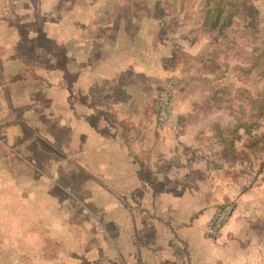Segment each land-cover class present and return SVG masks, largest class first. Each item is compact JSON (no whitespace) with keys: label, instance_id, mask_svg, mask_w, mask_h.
Here are the masks:
<instances>
[{"label":"crops","instance_id":"0c3cea01","mask_svg":"<svg viewBox=\"0 0 264 264\" xmlns=\"http://www.w3.org/2000/svg\"><path fill=\"white\" fill-rule=\"evenodd\" d=\"M121 10L0 0V264H251L231 249V222L205 237L215 206L244 195L208 130L183 121L189 97L179 89L169 124L155 123L157 87L188 74L184 25Z\"/></svg>","mask_w":264,"mask_h":264},{"label":"rangeland","instance_id":"374dc122","mask_svg":"<svg viewBox=\"0 0 264 264\" xmlns=\"http://www.w3.org/2000/svg\"><path fill=\"white\" fill-rule=\"evenodd\" d=\"M108 2L112 11L130 13L132 9L142 14L141 9L169 17L166 21H171V29H177V22L184 25L186 46L176 54L188 74L183 79H164L176 80L172 112L180 89L190 101L183 121L208 130L205 139L214 148V157L228 165L222 169L224 175L242 184V199L236 196L215 206L229 202L233 207L224 224L234 225L230 237L236 242L231 249L244 262L264 264V0H129L121 8L113 6L119 0ZM77 215L96 232L79 209ZM7 252L15 254L10 249ZM54 253L55 247L47 254ZM59 253L71 259L67 248ZM216 264H225L222 255Z\"/></svg>","mask_w":264,"mask_h":264},{"label":"built area","instance_id":"2783aa9c","mask_svg":"<svg viewBox=\"0 0 264 264\" xmlns=\"http://www.w3.org/2000/svg\"><path fill=\"white\" fill-rule=\"evenodd\" d=\"M175 92L176 80L174 78L164 80L155 90L153 109L155 123L159 128H164L170 119ZM77 203L79 205L80 216L89 221L97 233L102 234L105 228L99 214L81 202L77 201ZM232 212L233 207L229 202L220 204L214 209L205 226L206 235L210 239L215 241L219 239L221 230L226 221L230 218Z\"/></svg>","mask_w":264,"mask_h":264}]
</instances>
